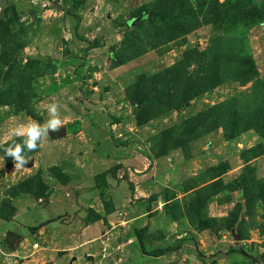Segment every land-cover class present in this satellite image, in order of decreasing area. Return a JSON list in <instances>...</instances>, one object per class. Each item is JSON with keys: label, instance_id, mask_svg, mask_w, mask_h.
I'll return each mask as SVG.
<instances>
[{"label": "rangeland", "instance_id": "obj_1", "mask_svg": "<svg viewBox=\"0 0 264 264\" xmlns=\"http://www.w3.org/2000/svg\"><path fill=\"white\" fill-rule=\"evenodd\" d=\"M14 211L0 264H264V0H0Z\"/></svg>", "mask_w": 264, "mask_h": 264}, {"label": "clouds", "instance_id": "obj_2", "mask_svg": "<svg viewBox=\"0 0 264 264\" xmlns=\"http://www.w3.org/2000/svg\"><path fill=\"white\" fill-rule=\"evenodd\" d=\"M53 114L55 113V105L50 106L49 109ZM61 121L59 119L53 118L50 120L47 124L48 128L55 129ZM45 128L37 126L35 123L28 125L26 128H21L14 130L16 135H21L26 133L28 139L24 141V143L27 145V149H34L37 147L35 141L38 137L42 135V133L45 132ZM7 154H10L14 157L16 164V168H20L25 163L24 157L20 154L21 152V145L17 144L15 148H9L6 150Z\"/></svg>", "mask_w": 264, "mask_h": 264}, {"label": "trees", "instance_id": "obj_3", "mask_svg": "<svg viewBox=\"0 0 264 264\" xmlns=\"http://www.w3.org/2000/svg\"><path fill=\"white\" fill-rule=\"evenodd\" d=\"M148 18V15L147 16H143V19H147ZM141 18H138V19H135L136 21L135 22H138ZM137 23H134L133 26H136ZM126 178V176H124ZM107 185L106 183V180L104 177H100L98 178L96 181H95V186L98 188V187H105ZM128 186L130 188V191H133V184L131 182L128 183ZM15 214V211L14 213L10 216V217H7V216H4L0 213V220H3V221H10L12 219V217L14 216ZM49 221H45V222H42L40 224H38L37 226H33V227H29L28 230L30 232H36L38 231L41 227L45 226ZM146 228V226L142 227L141 229H138L136 230V235H137V241H138V245H139V248H140V251L142 254H145L147 256H150V257H158V256H161L163 253L161 251H151V252H146L143 248V245H142V242H141V239H140V233L142 230H144ZM232 252H239L240 254L244 255L247 259L251 260L252 262H256V261H261V262H264V252L257 258H253L252 256H249L247 254H245L242 250H239V251H232Z\"/></svg>", "mask_w": 264, "mask_h": 264}, {"label": "crops", "instance_id": "obj_4", "mask_svg": "<svg viewBox=\"0 0 264 264\" xmlns=\"http://www.w3.org/2000/svg\"><path fill=\"white\" fill-rule=\"evenodd\" d=\"M15 219V215L12 217V219L10 221H3V220H0V223H4L6 225L10 224V222Z\"/></svg>", "mask_w": 264, "mask_h": 264}, {"label": "water", "instance_id": "obj_5", "mask_svg": "<svg viewBox=\"0 0 264 264\" xmlns=\"http://www.w3.org/2000/svg\"><path fill=\"white\" fill-rule=\"evenodd\" d=\"M64 134H65V130L64 129H62V130H60L58 132V136H63Z\"/></svg>", "mask_w": 264, "mask_h": 264}]
</instances>
